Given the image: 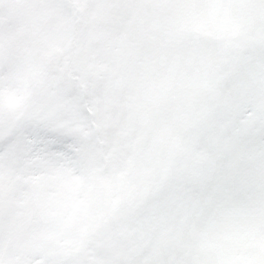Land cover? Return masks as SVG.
<instances>
[{
	"label": "snow or ice",
	"instance_id": "obj_1",
	"mask_svg": "<svg viewBox=\"0 0 264 264\" xmlns=\"http://www.w3.org/2000/svg\"><path fill=\"white\" fill-rule=\"evenodd\" d=\"M0 264H264V0H0Z\"/></svg>",
	"mask_w": 264,
	"mask_h": 264
}]
</instances>
